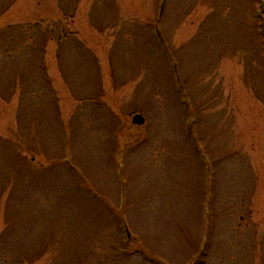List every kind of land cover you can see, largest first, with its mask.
Segmentation results:
<instances>
[{"label":"rangeland","instance_id":"374dc122","mask_svg":"<svg viewBox=\"0 0 264 264\" xmlns=\"http://www.w3.org/2000/svg\"><path fill=\"white\" fill-rule=\"evenodd\" d=\"M32 1L0 0V264H264V0H80L62 65L15 63Z\"/></svg>","mask_w":264,"mask_h":264},{"label":"water","instance_id":"95a60500","mask_svg":"<svg viewBox=\"0 0 264 264\" xmlns=\"http://www.w3.org/2000/svg\"><path fill=\"white\" fill-rule=\"evenodd\" d=\"M142 121H143V118L138 116V115H135L133 117V122H135V123H141Z\"/></svg>","mask_w":264,"mask_h":264}]
</instances>
